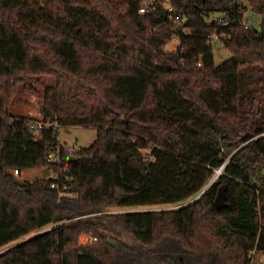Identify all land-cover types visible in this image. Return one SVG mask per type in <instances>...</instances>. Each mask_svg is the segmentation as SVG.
Masks as SVG:
<instances>
[{
	"label": "trees",
	"instance_id": "trees-1",
	"mask_svg": "<svg viewBox=\"0 0 264 264\" xmlns=\"http://www.w3.org/2000/svg\"><path fill=\"white\" fill-rule=\"evenodd\" d=\"M32 120L97 136L68 161ZM159 205L178 207L94 215ZM35 232L0 264H264V0H0V249Z\"/></svg>",
	"mask_w": 264,
	"mask_h": 264
},
{
	"label": "rangeland",
	"instance_id": "rangeland-1",
	"mask_svg": "<svg viewBox=\"0 0 264 264\" xmlns=\"http://www.w3.org/2000/svg\"><path fill=\"white\" fill-rule=\"evenodd\" d=\"M220 17H221L220 14H213L207 19V22L212 23L213 21L219 19ZM245 17L249 19L250 21H254L256 24H261V19L257 15L252 13L250 7L247 8ZM216 39L217 38H214V41L212 42V49L214 53L215 64L218 65L226 61L231 55L228 50L221 47L220 43ZM178 43H179L178 40H173L167 43L165 45V50L175 51L178 48ZM44 79H45V82H44L45 86L51 85L52 81L49 80L48 77ZM44 85L32 83V87H34L35 89H38L39 91H42L44 89ZM17 107L18 108L16 109L28 108L32 112L38 113L39 111L38 97L30 93L20 94L17 100ZM96 136H97V131L93 127H72V128L62 129L59 133V140L61 143L64 144L67 155L72 156L76 149L80 147H87L90 144H92L94 140L96 139ZM42 171H43L42 168L24 171L22 172V175H20L17 178L20 181H23V180L33 181L36 178H40L42 176ZM177 207H178L177 205H159V206H151V207H124L121 209L110 207V208H106V210H104L103 212H100L94 215L104 216L108 212L121 213L122 211L123 212H141V211H148V210H153V211L171 210V209H176ZM104 233H107L108 240L110 241V243L114 245H117L118 242H122L124 244H130V245L134 244V242L132 241L130 237L125 236V235H120V234L118 235L117 232L115 231H110V232L104 231ZM35 234L36 232L28 235L27 237L21 240H18L9 245H6L5 247L0 249V254ZM95 236L96 235L93 232L86 233L79 238V244L88 245L91 242H94L92 239Z\"/></svg>",
	"mask_w": 264,
	"mask_h": 264
},
{
	"label": "built area",
	"instance_id": "built-area-1",
	"mask_svg": "<svg viewBox=\"0 0 264 264\" xmlns=\"http://www.w3.org/2000/svg\"><path fill=\"white\" fill-rule=\"evenodd\" d=\"M151 6V5H149ZM148 5L147 7L141 8L140 9V13L143 14L147 11ZM222 25H226L227 23H221ZM260 24H256L254 21H250L249 19H245L243 26L245 29H249L251 27H259ZM214 36H212L211 38H213ZM179 46V43H178ZM177 50V49H176ZM30 128L36 132H39L42 129H46V128H53L54 131L58 134V139H59V133L62 130V128L60 127V125L57 122H51L50 120H46V121H39V120H32L30 122ZM61 159V154H60V150L59 148H57L55 151L49 153L48 155V162L52 163V164H58L60 162ZM220 173V170L217 171V175ZM13 174L15 177H19L20 175H22V172L18 171L17 169L13 170ZM53 179L56 180L58 179V175L54 174L52 175ZM54 187V185H52ZM93 241H96L97 238L94 237L92 239Z\"/></svg>",
	"mask_w": 264,
	"mask_h": 264
},
{
	"label": "water",
	"instance_id": "water-1",
	"mask_svg": "<svg viewBox=\"0 0 264 264\" xmlns=\"http://www.w3.org/2000/svg\"><path fill=\"white\" fill-rule=\"evenodd\" d=\"M67 158H68V159H67L68 161H69V160H73V161L76 160L75 157H72V156H69V155H67ZM48 175H49V170H48V169H44V171H43V176H44V177H47ZM204 191H205V190H204ZM204 191H203L201 194H203ZM225 192H226L225 187H221V188L219 189L217 195H216L215 206H216L217 209H221L222 207L225 206ZM201 194H200V195H201Z\"/></svg>",
	"mask_w": 264,
	"mask_h": 264
}]
</instances>
